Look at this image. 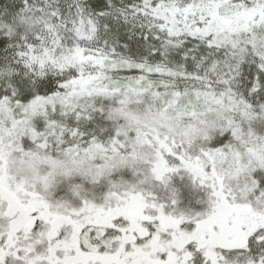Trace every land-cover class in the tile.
Returning <instances> with one entry per match:
<instances>
[{
  "label": "snow or ice",
  "instance_id": "snow-or-ice-1",
  "mask_svg": "<svg viewBox=\"0 0 264 264\" xmlns=\"http://www.w3.org/2000/svg\"><path fill=\"white\" fill-rule=\"evenodd\" d=\"M0 264H264V0H0Z\"/></svg>",
  "mask_w": 264,
  "mask_h": 264
}]
</instances>
